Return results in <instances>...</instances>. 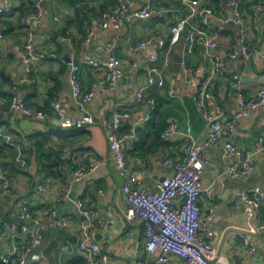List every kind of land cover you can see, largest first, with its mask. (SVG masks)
Segmentation results:
<instances>
[{
  "label": "crops",
  "instance_id": "obj_1",
  "mask_svg": "<svg viewBox=\"0 0 264 264\" xmlns=\"http://www.w3.org/2000/svg\"><path fill=\"white\" fill-rule=\"evenodd\" d=\"M35 1L37 0H13L12 9L0 14V31L7 34L1 48L4 62L0 64V70H4L8 76L7 80L0 76V97L10 99L14 95L23 96L27 104L41 108L49 118H52L49 102L57 99L67 115L79 116L81 111L75 105L69 83V64L74 62L78 66L77 78L82 92L93 91L86 104L88 111L95 118L101 114L110 117L115 110L123 111L128 116L122 120L120 130L125 132L132 125L137 126L136 137L125 140L123 147L128 155V172L137 174L143 184L156 185L169 170L162 164V158L178 155L183 142L178 134H172L167 140L160 135L157 137L154 128H150L152 134L144 145L133 149V141L138 138V133L145 128L144 124L152 115L155 117L154 124L160 131L169 122L176 121L180 130L190 128L195 143L204 147V117L192 98L193 87L183 83V74L177 61V56L181 55L186 30L172 46L169 67L165 72L166 81L173 88L174 94H167L164 88H152L146 92L142 101H137L135 95L138 86L144 82L141 66L149 50L156 44V38L168 39L172 20L185 15L180 0H153L158 11L150 17L140 19L129 16L121 28H108L105 31H100L97 27L100 10L121 1H131L130 7L137 8L146 0H39L41 16L31 21L36 32L33 46L36 51H42L47 56L32 64L31 83L12 91L13 80L23 72L20 52L26 34L20 18L24 11L32 9ZM237 1L244 15L249 14L251 2H264ZM3 2L4 0H0V7ZM205 3L219 14L228 15L231 12L226 0H206ZM172 9L174 13H171ZM84 20L91 25L94 34L87 45L80 47ZM143 22H146V26L138 27V23ZM212 30L219 44L217 51L228 72H239L244 80L245 94H254L264 86V62L260 57L264 44V14L259 18L258 33L252 32L248 38V43L254 45L256 50H252L246 59L239 57L229 60L227 57L228 48L239 41L236 27L213 20ZM60 35L69 40H60ZM147 36H154L152 44L135 56H129L127 46ZM109 40L118 43L116 55L124 69V76L114 91L104 87L102 68L84 63L86 58H106L109 51L105 48V43ZM188 64L190 68L197 69L198 86L206 85L211 93V98L206 100V110L214 112L215 106L219 104L224 115H230L237 106L229 76L209 78L210 62L202 45H195ZM50 126L53 125L0 108V130L10 132L13 139L20 144L18 151L0 138V173L6 172L9 177L8 190L0 201V217L16 223V233L12 239L3 237L0 229V255H11L14 247L18 249L31 226L30 222L19 217L21 206H28L34 216L46 222V210L53 205L56 196L63 195L66 187L67 196L56 207L58 215L68 217L69 225L42 229L43 237L34 248L35 252L44 256V248L54 240L56 245L52 249L53 264H82L83 261H75L76 258H85L78 250L80 213L74 204L76 199H81L107 221L105 229H91L89 242L99 243L102 251L105 248L103 252L110 261L131 264L143 259L146 264H156L155 255H147L144 251L141 226L132 225L124 218L126 200L121 187L125 178L119 174L110 157L98 170L77 181L67 182L74 170L80 164L87 163L92 155L101 153L108 157L102 128L98 124H92L55 132L50 130ZM259 137L264 139V110L260 108L254 110L250 116L236 121L231 140L238 147L248 148ZM35 143H39L45 150L57 151L59 156L55 159L53 155L39 158ZM205 152L210 162L201 174V183L203 188L210 190L212 199L209 200L205 192H202L198 197V205L202 212L210 204L216 205V216L211 225L214 230L213 240L217 244V256L225 260L226 264H252L253 260L264 264V227L252 233L254 235L245 232L249 220L257 226L262 223L264 205L253 208L254 215L248 220L247 212L251 208L240 200L244 189L254 185L264 188V151L256 157L254 171L242 178H233L226 172V166L233 157L223 155L221 143L207 145ZM17 154L24 159V165L15 161ZM45 175L51 177V182L45 185L44 190L38 191L35 185ZM19 221L22 223L18 230ZM129 230L131 234L126 237L125 232ZM240 232L248 234L256 246V251L251 256L242 251ZM48 263L52 264L49 260Z\"/></svg>",
  "mask_w": 264,
  "mask_h": 264
},
{
  "label": "built area",
  "instance_id": "obj_2",
  "mask_svg": "<svg viewBox=\"0 0 264 264\" xmlns=\"http://www.w3.org/2000/svg\"><path fill=\"white\" fill-rule=\"evenodd\" d=\"M12 2L13 0H4L0 7V14L9 12L12 9ZM130 2L121 1L100 10L97 15L98 29L100 31H105L108 28L119 29L129 16L144 19L158 11L153 0H146L143 5L137 8L130 7ZM180 2L181 8L185 9V15L172 20L168 39L156 38V44L149 50L141 66L144 82L138 86L135 95L137 101H142L146 92L152 88H164L167 94H174L173 88L166 81L165 72L169 67L171 48L186 30L179 66L183 74V83L193 87L192 98L202 111L206 141L204 147L198 146L190 128L180 130L176 121L169 122L162 129L161 138L167 140L172 134H178L183 142L178 155L162 158V164L169 170L162 175L155 186L143 184L139 176L128 172L126 167L128 155L124 150L123 142L136 137L137 126L132 125L125 132L120 130L122 120L128 116L123 111L115 110L110 117L101 114L98 118L88 111L86 104L91 99L93 91L82 92L77 78L78 66L76 63L69 64V83L75 105L81 111L79 116L67 115L62 110L60 102L57 99H52L49 102L52 118H49L44 110L27 104L23 96L20 95H14L10 99L0 97V108H5L8 112H14L24 117L36 118L60 128L98 124L106 139L108 157L101 153L92 155L87 163L80 164L74 170L67 182L77 181L98 170L106 164L110 157L119 174L125 178L121 187L126 200L124 218L132 225L141 226L144 251L147 255H155L156 264H226L225 260L217 256V244L213 240L214 230L211 222L216 216V205L210 204L204 212L198 205V197L202 192H205L209 200L212 199L210 190L203 188L201 183V174L210 162L205 147L222 144L223 155L233 157V160L226 166V172L233 178H242L254 171L256 157L264 151L263 137H259L248 148L236 146L231 137L237 120L250 116L258 108L264 110V86H261L254 94H245L244 80L241 74L237 71L228 72L217 51L219 44L216 34L212 30V22L216 20L237 28L239 41L228 48L227 57L229 60L239 57L246 59L252 50H256L254 45L248 43V38L252 32L258 33L259 31V18L264 14V2H251L248 15H244L237 0H226L227 6L231 9L228 15L219 14L212 6L205 3L206 0H180ZM170 11L174 13V9ZM40 16L39 0L33 2L32 9L24 11L21 15V25L26 34L20 52L23 72L13 80L12 91H17L20 86L31 83L32 64L47 56L42 51H36L33 46L36 32L31 21ZM83 31L80 47L87 45L94 34L93 28L87 20L83 21ZM6 37L7 34L0 31V64L4 62L1 48ZM59 39L69 40L63 35H60ZM153 41L154 36H147L130 43L127 46L128 55L135 56L139 51L150 46ZM197 44L203 46L204 54L210 62L209 78L229 76L231 79L237 107L228 116L224 115V110L219 104L215 106L214 112L206 110V100L211 98V93L207 90L206 85L198 86L196 82L197 69L190 68L188 64V58ZM105 48L109 51L106 58H86L84 63L102 68L104 70L102 79L104 87L114 91L119 80L124 76V69L116 55L118 43L115 40H109L105 43ZM260 57L264 62V52L260 54ZM0 138L19 151L20 144L13 139L10 132L0 130ZM15 161L20 165L25 163L19 154L15 157ZM50 182L51 177L45 175L37 181L35 187L38 191H42L45 185ZM8 186L9 177L6 172H1L0 201L8 190ZM67 192L68 188L65 187L63 195L54 198L53 205L46 210L48 215L46 222H42L37 216H34L28 206H21L19 217L30 222L31 226L27 229L26 237L18 249L14 247L11 255H0V261L3 264H49L44 256L34 251V248L42 240V229L69 225L68 217L58 215L56 207L63 197L67 196ZM240 200L251 208L247 212L249 220L254 215L253 208L264 205V188L256 185L250 186L241 192ZM74 204L80 213L78 250L85 258L86 263L121 264L110 261L107 254L101 250L99 243L89 242L91 229L95 227L105 229L107 221L101 218L94 208L86 206L81 199H76ZM0 220L2 236L12 239L16 233V223L4 217H0ZM263 227L264 217L258 226L249 220L245 232L254 233ZM245 232L239 233L243 245L242 251L251 256L255 253L256 246ZM130 234V230L125 232L126 237ZM12 256L15 258L11 259ZM131 264L146 263L143 259H138ZM252 264L260 263L253 260Z\"/></svg>",
  "mask_w": 264,
  "mask_h": 264
},
{
  "label": "trees",
  "instance_id": "obj_3",
  "mask_svg": "<svg viewBox=\"0 0 264 264\" xmlns=\"http://www.w3.org/2000/svg\"><path fill=\"white\" fill-rule=\"evenodd\" d=\"M155 117L152 115L150 120L147 121V123L144 124V129L140 130V132L138 133L139 136L136 140L133 141V149H138L139 147H142L144 145V143L146 142V139L150 136V134H152V131L150 130V128H154V131L156 132L157 137L160 135V130L159 127H157V125H155ZM50 130L51 131H55V132H63L64 130H66L67 128H60V127H54V126H50ZM77 128V127H76ZM37 135V134H35ZM35 145L37 146V155L39 158H42V156H45L46 158H49V156H54V159L57 158L59 156V153L55 150H45L43 149L42 146L39 145V143H35ZM52 156V157H53ZM15 257L12 256L11 259H14ZM76 262H82V264H86L85 259L83 258H76L75 260ZM0 264H3L0 261Z\"/></svg>",
  "mask_w": 264,
  "mask_h": 264
},
{
  "label": "water",
  "instance_id": "obj_4",
  "mask_svg": "<svg viewBox=\"0 0 264 264\" xmlns=\"http://www.w3.org/2000/svg\"><path fill=\"white\" fill-rule=\"evenodd\" d=\"M264 52V44L262 49L260 50V54H262ZM177 61H180V56H177ZM0 76L4 79L7 80L8 76L5 74L4 70H0ZM22 221H19L18 224V230L20 229V225H21ZM0 226H1V220H0ZM252 234V233H250ZM254 235V234H252ZM56 245V242L54 240H51L48 245L44 248L43 250V255L49 260L50 263H54V256L52 254V249L53 247ZM103 251H105V248H103Z\"/></svg>",
  "mask_w": 264,
  "mask_h": 264
},
{
  "label": "rangeland",
  "instance_id": "obj_5",
  "mask_svg": "<svg viewBox=\"0 0 264 264\" xmlns=\"http://www.w3.org/2000/svg\"><path fill=\"white\" fill-rule=\"evenodd\" d=\"M145 24H146V22L138 23V27L144 28V26H146ZM7 238H10V237H7Z\"/></svg>",
  "mask_w": 264,
  "mask_h": 264
}]
</instances>
